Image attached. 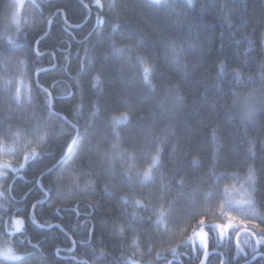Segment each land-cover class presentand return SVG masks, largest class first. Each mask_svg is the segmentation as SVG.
Instances as JSON below:
<instances>
[{
    "label": "trees",
    "instance_id": "trees-1",
    "mask_svg": "<svg viewBox=\"0 0 264 264\" xmlns=\"http://www.w3.org/2000/svg\"><path fill=\"white\" fill-rule=\"evenodd\" d=\"M100 3L102 9L96 0H27L18 25L13 0H0V49H16L11 55L0 52V124H11L9 134L0 135V145L15 147L16 163L23 162L20 170L0 180V245L18 251V240L38 237L32 239L37 247L29 264H197L202 251L193 247L190 237L200 230V218L216 225L226 224L228 213L236 221L259 223L264 217V207L257 203L261 166L248 151L254 144L259 155L264 144V109L258 103L264 99V0H193L191 8L184 0H175L174 8L155 7L149 0ZM109 3L117 8L109 10ZM50 5L62 7L59 12L51 8L50 14ZM27 17L30 20L23 22ZM45 18L52 20L50 26ZM34 37L40 39L39 46ZM190 39L195 47L185 43ZM162 40L185 43L182 63L187 76L166 66ZM114 41L121 48L140 42L139 55L150 69L154 91L141 86L143 69L135 66L134 54L131 61L128 55L113 54ZM37 47L41 55H36ZM51 52L56 53L55 67L49 64ZM80 59L100 69L97 87L78 69ZM218 61L227 69L219 78ZM234 69L240 72L239 82ZM36 72L45 87L58 82L51 101L58 116L41 111ZM249 93L257 100V110L245 122L241 105L233 102L236 94ZM125 96L128 107L123 106ZM125 112L129 120L115 124L121 139L113 141L109 125ZM157 138L163 140L164 164L158 172L151 159ZM130 141L138 151L129 157L124 153L131 151ZM111 143L119 147L112 149ZM105 152L115 160L111 166L103 158ZM194 158L198 164L192 163ZM150 166L156 180L148 186L138 181L127 186L119 179L129 169L135 175ZM61 173L63 183L76 186L74 191L59 187L56 177ZM178 176L185 179L183 187ZM120 195L128 197V205ZM133 197L141 199L146 210L134 206ZM161 208L164 215L157 228L155 212ZM132 211L139 217L132 225L138 250L131 247L132 233L125 224L132 220ZM13 218H23L20 232H11ZM117 224L125 226L123 237L114 234ZM204 229L209 245L205 264H264L260 257L252 259L246 234L240 235V246L249 253L244 257L237 255L233 230L221 238ZM141 232L151 241V253ZM86 233L91 239L82 242ZM0 264L18 262L0 258Z\"/></svg>",
    "mask_w": 264,
    "mask_h": 264
},
{
    "label": "snow or ice",
    "instance_id": "snow-or-ice-1",
    "mask_svg": "<svg viewBox=\"0 0 264 264\" xmlns=\"http://www.w3.org/2000/svg\"><path fill=\"white\" fill-rule=\"evenodd\" d=\"M184 3H186L190 8L195 6L193 3V0H184ZM149 4L152 6H155V7L165 6V7L174 8L176 6L175 0H149ZM61 7L62 6H60V5H50L49 6V13L51 14V12H50L51 8H56L57 11L59 12ZM96 7L98 9L103 8V5L100 3V0H96ZM201 7L203 8V5H201ZM108 8H109V10H115L117 8V5L115 3H109ZM102 15H103V12H99L97 14V20L101 23L103 22L100 19V17ZM45 23L50 26L52 24V20L49 18H45ZM115 27H118V24H114V29H115ZM37 35H42V32L37 33ZM89 35H91V33ZM133 38L134 37H129V39H133ZM85 39H87V37ZM34 40H35V45L39 46L41 44L40 39H35V37H34ZM9 43H13V42L10 41ZM185 43L190 47H195V42L192 41L191 39L189 41H186ZM185 43H179L175 40H162L161 41V45L165 50L164 60H165L166 66L169 68L180 69L181 71L184 72V75L187 76L188 75L187 66L182 63ZM249 43H251V42H249ZM29 47H31V45H29ZM112 48H113V54L114 55L118 53V54H120V58H123L125 55H128L129 61L132 60V57L134 54L135 66L138 69H140V68L143 69V75L141 76V81H140L141 86L144 88L145 91H147L149 89H152L154 91L156 88V85H154L152 83V80L149 78L150 69L146 66V62L144 60V57L139 55L140 42L137 41L135 44H127L125 47L121 48V47H118L114 41ZM15 51H16V49H11V48H7V47L0 49V52H2L4 54H9V55L14 53ZM249 51H250V49H249ZM36 55H41L39 47L36 48ZM50 56L52 57V59L49 60V64L52 67H55L56 66V63H55L56 53L51 52ZM77 56L79 57V53H77ZM65 60H67V57L65 58ZM105 60H108V57H105ZM217 66L219 69L217 76L219 78L220 76L226 74L227 69H226V65L223 62L218 61ZM77 67L79 70L84 71L86 74H88L92 78L90 80L92 87H97L99 85V83H100V69L95 65L94 62L89 63L86 59H80L78 61ZM261 67L264 68V64H262ZM45 71H47V69ZM234 71L236 73V77H237V80L239 82L241 79L240 72L238 70H235V69H234ZM36 76L38 78L36 79L35 84L37 86L38 91L42 93V95L39 97L40 101H41V111L47 112L50 115L55 114L58 116L59 113L54 112L55 106L51 102L52 99H54L52 90L55 89L56 84L58 82L53 81L51 84H49L47 87H45L44 83L41 81V79H39V76H40L39 72H36ZM121 79H124L122 69H121ZM249 79H251V77H249ZM261 81H262V87H264V72L261 73ZM77 87H79V85H77ZM236 95H237V99L233 103L234 104L239 103L241 105L243 118H244L245 122H247V120H250L253 117L255 111L257 110V100L252 93H249V95L243 96V97H241L239 94H236ZM124 100H125V103L123 106L128 107L129 106L127 103L128 96H125ZM17 101H18V97H17ZM258 103H259V107L261 109H264V99L259 100ZM98 112H99V108L97 107L96 111L93 113V116L95 117L96 113H98ZM128 120H129V118H128L127 112L122 113L121 117H113V121L109 125V127L111 128V138L113 141H119L121 139L119 131H117V129L115 128V124L121 123L122 121L128 122ZM5 123H8V122H5ZM73 127H74V125H73ZM10 130H11V124L10 123L8 124V127H4L2 124H0V135L7 136L9 134ZM132 135H133L132 131L129 130V136H132ZM157 139H158V142L154 148L155 154L151 157V159H152L153 166L156 167V170L158 172L160 168L164 167V164L161 162V153L163 152V147H162L163 140H160L159 138H157ZM66 147H69V146L66 145ZM118 147H119L118 143H111L112 149H116ZM129 148L131 149V151H125L124 155L130 157L132 155V153L138 151L137 145L132 141H130V143H129ZM254 149H255V145L251 144L248 151H249L250 157H257L258 163L261 166L259 169V171L261 173V181H260V184H259V187L257 190V203L261 207H264V144L261 145L259 155L257 154V152ZM175 151H176V147L173 146L172 152H175ZM69 154H71V153H69ZM103 158H104L105 162L107 164H109V166H111L115 162L114 158L111 157L108 152L103 153ZM212 159H213V162L215 163L217 160V157L214 155ZM192 163L198 164L199 160L194 158ZM74 167H75V165H72V168H74ZM89 167H91V161L89 163ZM42 178L43 177L41 174V179ZM209 178H211V174L209 175ZM56 179H57L59 187L68 188V189L73 190V191L75 190L76 186L74 184L63 183V181L65 180V173L59 174L56 177ZM119 179L121 181H123L127 186H131L132 184H134L137 181L141 185L148 186L149 184L155 183L156 177L153 175V167L150 166L145 171L138 172L135 175H133L131 173V169H129L127 172H124L123 174H121L119 176ZM177 179H178L179 185L181 187H183L185 184V179L182 176H178ZM41 187L43 188V187H45V185H41ZM119 199L124 205L129 204V199L126 195H120ZM132 204L134 206H136L137 208H141V209L146 210V205L144 203H142L141 199L133 197ZM34 207H35V205H33V208ZM58 211H59V209H54V212H58ZM155 215L157 217V219H156L157 228H159L161 223H162V220L160 219V217H162L164 215L163 208L157 210L155 212ZM131 216H132V220L126 221L125 224H126L127 228L131 230V233H132L131 247L138 250L140 245H139L138 239H137V229L133 228L132 225L139 219V217H138V213L136 211H132ZM32 219L35 221L34 215H33ZM148 219L151 221L152 217L149 216ZM226 219L228 221L227 225H225V224L206 225L205 219L200 218L198 220V225H199L201 230H203L204 228H207L209 231H215L217 233V235L220 236L221 238H223V232H224V229L226 227L228 229H232L234 232V235H235L237 255L243 254L244 257H247L249 255V253L244 251V249L240 246V235H241V232H243L249 238L248 240L245 241V243L251 248L252 259H256V257L259 256L261 258V260L264 261V217L261 218L259 223H256L253 221L239 220L238 221L239 226L236 227L235 229L233 228L232 221H236L237 217L233 216L231 213H228ZM46 226H47L46 224H40L39 225V227H41V228H44ZM55 227H60V226L55 225ZM165 230H167L166 226H165ZM114 234L123 237L125 235V226L117 224L115 227V230H114ZM140 235L145 236V244L148 248V252L151 253L153 251V248L151 246V241L147 238V236L145 235L144 232H141ZM207 236H208L207 231H203V234L200 236L201 247L203 248V259H200L198 256L197 257V264H205V261L208 258L209 253H208V243H207V239H206ZM32 239H36L38 241V237H33ZM32 239L25 237L23 239L18 240L17 241L18 251H14L11 248L8 249L7 252H5V254H4L5 258L16 260L18 262V264H29V262L33 258L35 249L37 247L36 244L32 243ZM90 239H91V233H86V235L84 237V241H82V242L90 241ZM75 243H76V241H72L73 247L75 246ZM117 246L122 247L123 242L118 241ZM193 247H194V242H193ZM60 251L61 250L59 248H57V250H56L57 254H59ZM170 251H171L173 258H175L177 256L176 249L172 248ZM130 255H135V253H131ZM156 256L158 258H162L160 253H156ZM73 259H74V257H73ZM79 264H87V261H80ZM114 264H119V261H115ZM125 264H137V261H135V260L125 261ZM168 264H171V262L169 261ZM220 264H224V261L221 260Z\"/></svg>",
    "mask_w": 264,
    "mask_h": 264
},
{
    "label": "rangeland",
    "instance_id": "rangeland-1",
    "mask_svg": "<svg viewBox=\"0 0 264 264\" xmlns=\"http://www.w3.org/2000/svg\"><path fill=\"white\" fill-rule=\"evenodd\" d=\"M32 1H36V0H32ZM14 2V21L19 25L21 22V16H22V6L24 7V4L27 2V0H13ZM31 11V9H30ZM28 10V12H30ZM30 20V17H27L25 19V21L23 22H27ZM16 152V148L15 147H6L5 145H0V180L3 177H6L10 171L14 170H20V168L23 167V162L21 164H17V159L18 156H16L17 154ZM3 185L0 182V198L3 195ZM241 203V202H240ZM243 204H246V202H243ZM248 204V203H247ZM248 213V212H246ZM12 230L11 232L17 233L20 232L23 229V223L24 220L23 218H13L12 219ZM228 222H226L225 225H227ZM233 224V228L235 229L236 227H238V221H232ZM232 229H228L227 227L224 229L223 232V238L228 237L229 233ZM203 231H206L205 229L203 230H199L196 231L195 234H193L190 238L191 242H194V245H196L197 248H199L202 251V256L201 259H203V248L201 247V239L200 236L203 234ZM243 233V232H241ZM207 243H208V236H207ZM209 246V245H208ZM13 249L15 251V249L11 246V245H0V258L4 259V260H13V259H6L5 258V252H7L8 249ZM209 249V248H208ZM209 251V250H208ZM206 262V261H205Z\"/></svg>",
    "mask_w": 264,
    "mask_h": 264
},
{
    "label": "water",
    "instance_id": "water-1",
    "mask_svg": "<svg viewBox=\"0 0 264 264\" xmlns=\"http://www.w3.org/2000/svg\"><path fill=\"white\" fill-rule=\"evenodd\" d=\"M256 258H259V256H257Z\"/></svg>",
    "mask_w": 264,
    "mask_h": 264
}]
</instances>
